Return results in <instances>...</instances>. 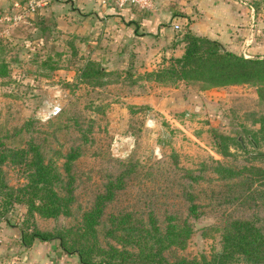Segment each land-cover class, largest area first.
<instances>
[{"label": "rangeland", "instance_id": "rangeland-1", "mask_svg": "<svg viewBox=\"0 0 264 264\" xmlns=\"http://www.w3.org/2000/svg\"><path fill=\"white\" fill-rule=\"evenodd\" d=\"M244 1L256 3L252 4L253 19L236 25L231 39L221 44L246 58L260 57L264 55V0ZM28 17L12 27L0 25L2 57L9 67L8 76L0 78V137L10 148L34 141L60 171V155L77 147L79 156L70 167L74 197L70 215L42 218L35 214L25 222L24 205L13 203L0 218L3 264H79L74 255L62 254L56 241L27 247L17 244L19 228L28 230L33 224L38 230L52 231L76 224L107 178L125 167L132 171L105 203L102 223L108 215L120 212L142 220L152 213L160 226L166 215L185 219L192 232L183 249L163 252L168 259H209L219 250L221 228L231 219H254L264 228V196L259 195L264 186L253 184L247 189L246 180L218 179L210 169L215 160L235 167L250 163L264 167L260 159H248L250 154L264 153V139L257 136L256 147L247 141L258 128L257 116L264 113V101L254 86L145 80L143 74L151 69L143 70L148 65L135 57L137 52L131 51L130 57L97 56L83 45L79 49L65 34L38 40ZM185 31L193 33L187 24L175 32V43L182 44V49ZM108 47L107 54L112 49ZM86 59L108 72L106 84L90 85L79 79L78 70ZM261 87L264 90V84ZM151 92L166 99L154 105L151 100L133 99L151 96ZM213 131L236 141L229 145L230 155L216 153ZM1 169L6 186L25 183L22 167L5 163ZM188 197L197 204L196 218L187 213ZM2 198L0 193V209ZM102 225L97 228L98 239L104 244ZM7 230L16 235L14 244H4Z\"/></svg>", "mask_w": 264, "mask_h": 264}, {"label": "trees", "instance_id": "trees-1", "mask_svg": "<svg viewBox=\"0 0 264 264\" xmlns=\"http://www.w3.org/2000/svg\"><path fill=\"white\" fill-rule=\"evenodd\" d=\"M181 42L182 53L169 57L157 69L145 72V80L161 84L195 81L206 87L250 85L256 88L257 95L264 101L261 87L264 84V55L246 58L226 50L214 39L189 31L183 33ZM2 43L0 40V78L9 74L7 62L2 57ZM107 74L97 62L86 59L77 76L90 85H103ZM255 122L257 130L247 136V141L254 147L257 146V136L264 139V113L259 114ZM212 137L216 141V153L221 157L230 155L229 145L236 141L215 131ZM78 156L77 147L60 155L63 159L60 171L54 160L44 158L34 141L27 140L23 147L10 148L0 137V193L3 195L0 218L13 203L24 205L25 222L35 214L42 218L70 215L74 200L70 167ZM248 159H260L264 164V153L250 154ZM5 163L22 167L25 183L17 187L6 186L1 169ZM210 169L218 179L246 180L247 189L253 184L264 186V167L261 166L250 163L235 167L215 160ZM131 171L130 167H125L117 175L109 176L102 191L96 194L92 205L81 212L76 224L52 231L38 230L33 224L28 230L20 227V244L27 247L34 241H56L61 253L74 255L79 264H264V228L258 226L254 219L228 220L221 228L220 248L209 259L204 256L168 259L163 254L169 248L181 250L185 247L192 232L185 219L177 221L173 215H166L163 226H160L152 213L142 220L129 212H120L108 215L102 223L105 203L123 187ZM259 195L264 196V188ZM187 199V213L196 218L197 204L191 197ZM101 224L104 244L98 239L97 228Z\"/></svg>", "mask_w": 264, "mask_h": 264}, {"label": "crops", "instance_id": "crops-1", "mask_svg": "<svg viewBox=\"0 0 264 264\" xmlns=\"http://www.w3.org/2000/svg\"><path fill=\"white\" fill-rule=\"evenodd\" d=\"M23 1L0 0V10ZM153 4L152 11H144L135 7L117 9L100 0H50L45 8L26 20L35 30L38 40L46 41L49 37L53 40L65 34L68 41H73L79 49L83 45L87 52L97 56L130 57L132 52H137L135 57L142 58L148 65L143 70H152L161 66L163 58L168 55L176 57L182 53V44L175 43V32L182 25L187 24L196 35L221 44V41L231 39L236 25L249 24L255 14L253 3L244 0H153ZM32 17L34 21L30 22ZM174 25L177 30L173 29ZM138 44L140 48L136 46ZM108 46L112 49L107 54ZM133 99L146 103L151 100V105H154L166 98L151 92V96ZM4 233L9 236L4 244H14L16 235L9 230ZM17 240L20 244L19 236ZM42 243L34 241L32 244ZM1 255H5L2 250ZM0 264H3L1 258Z\"/></svg>", "mask_w": 264, "mask_h": 264}, {"label": "built area", "instance_id": "built-area-1", "mask_svg": "<svg viewBox=\"0 0 264 264\" xmlns=\"http://www.w3.org/2000/svg\"><path fill=\"white\" fill-rule=\"evenodd\" d=\"M50 0H24L12 7L0 10V25L12 27L24 20V18L45 8ZM101 3L111 4L114 8L135 7L144 11L154 9L153 0H100ZM174 25L173 29L177 30Z\"/></svg>", "mask_w": 264, "mask_h": 264}]
</instances>
